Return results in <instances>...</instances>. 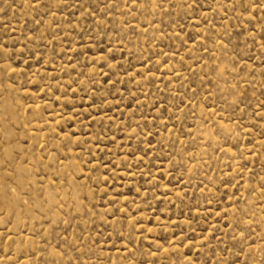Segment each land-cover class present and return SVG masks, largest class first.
I'll list each match as a JSON object with an SVG mask.
<instances>
[{
	"label": "rangeland",
	"instance_id": "rangeland-1",
	"mask_svg": "<svg viewBox=\"0 0 264 264\" xmlns=\"http://www.w3.org/2000/svg\"><path fill=\"white\" fill-rule=\"evenodd\" d=\"M0 264H264V0H0Z\"/></svg>",
	"mask_w": 264,
	"mask_h": 264
}]
</instances>
